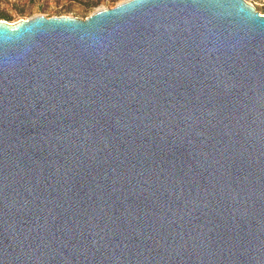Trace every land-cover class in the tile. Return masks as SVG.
Returning a JSON list of instances; mask_svg holds the SVG:
<instances>
[{"label":"water","instance_id":"1","mask_svg":"<svg viewBox=\"0 0 264 264\" xmlns=\"http://www.w3.org/2000/svg\"><path fill=\"white\" fill-rule=\"evenodd\" d=\"M0 264H264V14L0 21Z\"/></svg>","mask_w":264,"mask_h":264},{"label":"rangeland","instance_id":"2","mask_svg":"<svg viewBox=\"0 0 264 264\" xmlns=\"http://www.w3.org/2000/svg\"><path fill=\"white\" fill-rule=\"evenodd\" d=\"M123 0H0V21L14 23L35 15L87 17L98 7H112ZM264 14V0H245Z\"/></svg>","mask_w":264,"mask_h":264}]
</instances>
